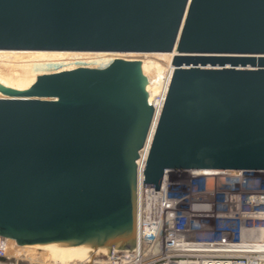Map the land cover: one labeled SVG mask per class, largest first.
Masks as SVG:
<instances>
[{
    "label": "water",
    "instance_id": "1",
    "mask_svg": "<svg viewBox=\"0 0 264 264\" xmlns=\"http://www.w3.org/2000/svg\"><path fill=\"white\" fill-rule=\"evenodd\" d=\"M149 138L143 188L264 171V0H0L1 239L134 248Z\"/></svg>",
    "mask_w": 264,
    "mask_h": 264
},
{
    "label": "built area",
    "instance_id": "2",
    "mask_svg": "<svg viewBox=\"0 0 264 264\" xmlns=\"http://www.w3.org/2000/svg\"><path fill=\"white\" fill-rule=\"evenodd\" d=\"M173 71L154 97V117ZM150 142L136 161L135 247L97 250L66 264H264V171H168L158 191L143 188ZM16 247L0 238V261L18 262L21 253L10 255Z\"/></svg>",
    "mask_w": 264,
    "mask_h": 264
},
{
    "label": "bare ground",
    "instance_id": "3",
    "mask_svg": "<svg viewBox=\"0 0 264 264\" xmlns=\"http://www.w3.org/2000/svg\"><path fill=\"white\" fill-rule=\"evenodd\" d=\"M172 54H168V62L165 68V72L163 75V79L160 85L159 92L161 88L166 84L167 79L172 74V66H171ZM154 97L151 101V106L153 108ZM155 116L158 117V113ZM10 244L14 245V242L8 241ZM20 250H35L43 252L47 258L54 262V264H66L72 261H83L92 257L95 251L92 249L90 245H81V246H72L68 244H48V245H37V246H27V247H16V253ZM99 250H105L104 248ZM27 253V252H26ZM43 259V258H42ZM2 264V263H0Z\"/></svg>",
    "mask_w": 264,
    "mask_h": 264
},
{
    "label": "rangeland",
    "instance_id": "4",
    "mask_svg": "<svg viewBox=\"0 0 264 264\" xmlns=\"http://www.w3.org/2000/svg\"><path fill=\"white\" fill-rule=\"evenodd\" d=\"M27 252V253H26ZM12 253V254H11ZM10 255L18 259V262L15 260H10L9 262L0 261L2 264H54L50 261L43 252L35 250H20L18 253H21V257H18L16 251H11ZM18 257V258H17ZM43 258V259H42Z\"/></svg>",
    "mask_w": 264,
    "mask_h": 264
}]
</instances>
